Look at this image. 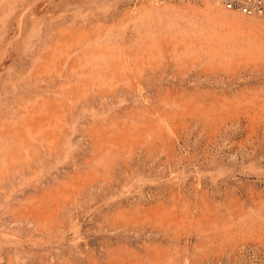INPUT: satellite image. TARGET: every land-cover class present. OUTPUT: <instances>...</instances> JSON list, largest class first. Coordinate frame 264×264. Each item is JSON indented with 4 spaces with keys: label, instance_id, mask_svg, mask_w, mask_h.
I'll list each match as a JSON object with an SVG mask.
<instances>
[{
    "label": "rangeland",
    "instance_id": "obj_1",
    "mask_svg": "<svg viewBox=\"0 0 264 264\" xmlns=\"http://www.w3.org/2000/svg\"><path fill=\"white\" fill-rule=\"evenodd\" d=\"M0 264H264V18L0 0Z\"/></svg>",
    "mask_w": 264,
    "mask_h": 264
},
{
    "label": "built area",
    "instance_id": "obj_2",
    "mask_svg": "<svg viewBox=\"0 0 264 264\" xmlns=\"http://www.w3.org/2000/svg\"><path fill=\"white\" fill-rule=\"evenodd\" d=\"M219 6L247 16L264 18V0H214Z\"/></svg>",
    "mask_w": 264,
    "mask_h": 264
}]
</instances>
